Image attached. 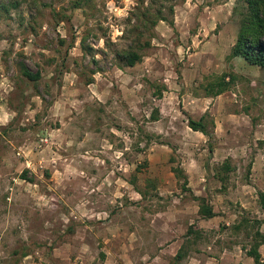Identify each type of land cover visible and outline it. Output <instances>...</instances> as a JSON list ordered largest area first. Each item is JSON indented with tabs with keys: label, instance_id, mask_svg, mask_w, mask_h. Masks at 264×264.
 <instances>
[{
	"label": "rangeland",
	"instance_id": "374dc122",
	"mask_svg": "<svg viewBox=\"0 0 264 264\" xmlns=\"http://www.w3.org/2000/svg\"><path fill=\"white\" fill-rule=\"evenodd\" d=\"M69 1L0 12V264H172L196 223L204 259L242 264L249 234L264 230L259 189L216 196L212 178L232 154L220 138L234 147L231 184L246 181L254 153L264 157V70L228 56L235 0H176L174 28L158 22L132 67L115 53L132 42L138 0ZM21 64L40 73L36 83ZM222 73L234 79L209 111L195 99ZM159 108L163 119L153 120ZM185 112L209 114L210 139L191 131ZM172 165L189 171V189L211 199L216 221H201ZM242 216L261 222L234 230Z\"/></svg>",
	"mask_w": 264,
	"mask_h": 264
},
{
	"label": "trees",
	"instance_id": "16d2710c",
	"mask_svg": "<svg viewBox=\"0 0 264 264\" xmlns=\"http://www.w3.org/2000/svg\"><path fill=\"white\" fill-rule=\"evenodd\" d=\"M24 0H0V12H9L11 9L17 10L20 3ZM89 0H70L71 7H80ZM140 6L135 7V12H131L129 23L135 20L133 24L129 25V32L132 36V42L127 49L121 52H116L115 57L119 67H132L142 59V52L147 47L151 46V39L155 36L154 28L158 22H166L170 27L174 28V6L176 0H149L148 5L144 6V0H138ZM233 12L238 16V29L235 40L230 48L229 57H240L245 63L251 66L258 67L264 70V0H235ZM124 32H127L125 30ZM82 48L87 51L90 48H85L82 43ZM21 75L29 82L36 83L40 78L38 71L32 72L25 65L21 64ZM227 74L222 73L212 81L206 84L205 96L213 97L221 94L229 88L230 83L233 81L234 76L230 75V81L226 80ZM90 80H88V83ZM165 88H162V90ZM162 90H157V96L162 95ZM157 111L154 112L153 120L157 119ZM187 126L193 130L202 133L210 139L212 131L210 128L214 127V121H211V126H208L207 117L208 113H204L198 118L187 115ZM214 146L210 145L208 151L211 154ZM146 162L143 163V165ZM142 165V166H143ZM138 165L135 171H139L142 167ZM235 170L231 165L229 158H225L223 162L212 168L214 176L213 179L220 181L222 184L229 179L230 174ZM171 172L175 179L179 182V186L183 191H188L193 200L198 205V216L201 219H208L216 216L213 210L211 199L203 195H195L188 187V179L184 169L179 165H172ZM248 174V173H247ZM246 174V175H247ZM22 179L26 180V175L22 174ZM31 181V180H30ZM135 185V182H132ZM139 193L143 194V190L139 187L136 188ZM257 202L260 208L264 211V191H257ZM260 220L249 221L246 217H241L239 222L233 226L234 230L241 228L249 234V227L259 225ZM197 224V223H196ZM196 224L188 226L186 231V246L182 244L176 254L173 256V263L177 264L183 260L188 253L194 249L198 251L196 245L201 241L202 236ZM250 242L249 247L246 249V255L252 259L253 264H264L261 254L258 250L259 246L264 243V232L258 228L249 234ZM191 243V244H190ZM192 247V248H190Z\"/></svg>",
	"mask_w": 264,
	"mask_h": 264
},
{
	"label": "crops",
	"instance_id": "0c3cea01",
	"mask_svg": "<svg viewBox=\"0 0 264 264\" xmlns=\"http://www.w3.org/2000/svg\"><path fill=\"white\" fill-rule=\"evenodd\" d=\"M163 92H165V90L162 91V93ZM198 99H200V101H201L200 103L206 104L205 108L206 109H209V111L215 105V102H216V100H213V97H207V96H205V97H196L195 100H198ZM212 101H214V104H212ZM161 111L162 110L159 108L160 118L159 119L157 118L156 119L157 121L163 119V116L161 114L162 113ZM203 111H205V110H203ZM215 122L217 123V120ZM220 124L222 125V122H220ZM191 131L192 132H195V133L198 132V131H193V130H191ZM217 137H219V134L217 135ZM225 144H227V141H225V140H223V139L220 138L219 147L218 148L222 147V148H224V150H227L229 152H232V154L231 153L229 155L226 154L225 158H227V156H229L230 158H233L234 157L233 156V153H234V147H233V145L230 144V145H226V147H225ZM263 159H264L263 154L260 151H257L256 153H254V158H253V162L251 163L252 165L250 167V171L248 172V174L246 176H244V178H246V181H241L238 184H234V183L231 184L232 183L231 182V179H232L233 172L230 174L229 179L226 180L225 182H223V184L220 181L216 180L217 181L216 196L224 195V197H228L227 194L230 193L232 187L234 188L235 193L237 191H239V190H237L238 189V186H241V189H246V190L248 189V191L251 188H252V190L255 189V187L258 188L259 190L264 191V175L261 174V172H260L261 171V166L263 165ZM185 173L187 175L188 186H189V185H191V184H189L190 183V180H191L190 179V173H189L188 170H186ZM200 176L202 177L200 179L203 180V181H205V176L202 175V174ZM212 178H214V176H212ZM228 182H229V184H228ZM200 186H201V188H203V190H205V184H202ZM191 191L195 195H203L204 194V192L202 193V190H200V189L197 190V191H200L199 193H197V191L194 190V189H191ZM241 191L243 193H245L243 190H241ZM213 210L215 212H217V209H215V206L214 205H213ZM217 217L218 216L216 215V216L211 217V218H208V219H202L201 221H204V220L216 221V218ZM260 231L261 232H264L263 229H260ZM258 250H259V252L261 254L262 259H264V243H262L259 246ZM195 252H197L198 255L196 254V256H194V257L193 256L192 257L189 256L190 257V263H192V264H195V263L196 264H213V260L212 259H214V258L207 257V258H212V259H204V254L203 253H199L200 251H195ZM243 255L244 256L242 258V261H243L242 264H253L252 259L250 257H248L245 254H243Z\"/></svg>",
	"mask_w": 264,
	"mask_h": 264
}]
</instances>
